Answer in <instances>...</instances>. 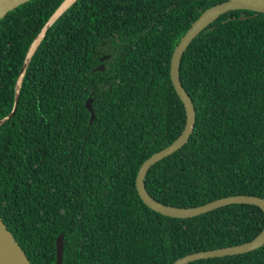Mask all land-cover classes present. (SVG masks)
<instances>
[{"label":"trees","instance_id":"obj_1","mask_svg":"<svg viewBox=\"0 0 264 264\" xmlns=\"http://www.w3.org/2000/svg\"><path fill=\"white\" fill-rule=\"evenodd\" d=\"M64 1L33 0L0 20V122L16 109L0 125V216L28 260L56 264L61 233L63 264H170L256 238L264 229L257 206L170 217L136 188L142 164L185 128L170 75L174 50L221 1L76 0L18 90L32 45ZM180 75L195 130L149 170L150 195L193 208L264 199V15H221L188 47ZM190 264H264V246Z\"/></svg>","mask_w":264,"mask_h":264},{"label":"water","instance_id":"obj_2","mask_svg":"<svg viewBox=\"0 0 264 264\" xmlns=\"http://www.w3.org/2000/svg\"><path fill=\"white\" fill-rule=\"evenodd\" d=\"M33 0H0V20L4 18L10 11H14L19 7L31 2ZM69 0H65L60 7L55 11L52 17L49 19L48 23L45 26L42 34L37 38V40L32 45L24 71L18 83V90L21 88L22 81L25 75V72L29 66V63L36 53L38 47L41 45L44 40L46 33L51 28L52 25L64 14L69 8L76 2V0H71L68 7L61 11L65 3ZM221 3L215 4L212 7L206 9L190 26L186 31L185 35L180 40L179 44L174 50L172 59H171V69L170 75L171 80L174 86V89L184 104L186 111V124L182 134L176 139L171 145L163 149L162 151L152 155L148 160H146L137 175L136 178V188L138 195L141 197L143 202L150 207L151 209L170 217L177 218H187V217H197L203 214L212 212L214 210L231 206V205H254L259 207L264 212V199L258 196H229L221 198L215 201H212L208 204L198 206V207H178L169 204L160 202L156 198L150 195L146 188L145 180L149 170L158 162L164 160L165 158L173 155L175 152L180 150L183 146L187 144L191 135L195 130L197 113L195 105L192 98L184 88L181 75L180 67L184 53L191 45V43L200 35V33L205 30L209 25L216 21L221 15L230 12V11H241V12H250L254 14L264 15V0H220ZM39 42V43H38ZM36 46L34 52L32 50ZM110 56H105L103 60L108 59ZM106 67L102 64L98 66L94 71H104ZM93 99H89L86 102V108L91 113V121L95 120V112L93 110ZM19 102V91L17 94L16 103ZM16 113V109L13 114L2 120L0 125L5 121L12 119ZM264 246V229L262 232L254 238L252 241L226 248H220L215 250H208L189 254L187 256H182L170 264H190L196 261L203 259H213V258H222L227 256H236L243 255L246 253L253 252ZM55 252H56V264H63V234L61 233L57 236L55 240ZM0 262L1 264H32L28 260L26 254L13 237L11 232L7 229V226L3 222L0 216Z\"/></svg>","mask_w":264,"mask_h":264},{"label":"bare ground","instance_id":"obj_3","mask_svg":"<svg viewBox=\"0 0 264 264\" xmlns=\"http://www.w3.org/2000/svg\"><path fill=\"white\" fill-rule=\"evenodd\" d=\"M70 2H71V0H69L67 3H65V5H64L63 8L61 9V11L64 10L66 7H68V5H69ZM38 43H39V42H38ZM38 43L34 46V48H33V50H32V53L34 52V50H35L36 46L38 45ZM0 264H1V262H0Z\"/></svg>","mask_w":264,"mask_h":264}]
</instances>
